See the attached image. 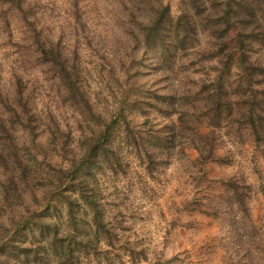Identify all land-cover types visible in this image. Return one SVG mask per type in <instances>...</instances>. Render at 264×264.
Returning a JSON list of instances; mask_svg holds the SVG:
<instances>
[{"label":"rangeland","instance_id":"rangeland-1","mask_svg":"<svg viewBox=\"0 0 264 264\" xmlns=\"http://www.w3.org/2000/svg\"><path fill=\"white\" fill-rule=\"evenodd\" d=\"M13 1L0 0V97L20 90L35 110V134H13L35 180L29 187L17 181L7 201L0 187V242L8 234L12 244L31 242L39 249L37 264H56L43 254L39 232L35 239L25 229L15 233L49 202L59 231L70 229L76 243L85 241L73 244V264H264V147L232 118L212 135L215 156L226 162L196 161L195 130L208 127L198 111L200 89L214 77L207 33L199 31V42L186 52L166 53L144 40L149 0H16L20 8ZM161 2L173 18L186 10L182 0ZM31 27L78 70L90 114L65 101L58 77L41 62ZM237 33H226L230 48ZM250 61L264 63V54L253 52ZM97 116L111 125L114 154L110 162L100 159L88 185L109 239L93 229L86 206L74 205L77 224L71 225L64 206L47 193L58 183L56 171L67 169L95 137ZM229 179L240 182L241 207L231 206L222 186Z\"/></svg>","mask_w":264,"mask_h":264},{"label":"trees","instance_id":"trees-1","mask_svg":"<svg viewBox=\"0 0 264 264\" xmlns=\"http://www.w3.org/2000/svg\"><path fill=\"white\" fill-rule=\"evenodd\" d=\"M15 1L13 4L20 8ZM149 2L153 6L147 23L142 27L147 46L162 48L166 53L179 54L193 48L199 42L197 34L199 31L206 32L213 40L212 49L206 60L215 62L211 67L214 77L208 78L200 89L198 110L208 127L206 133L195 130L198 135L197 144H193L197 152L196 161L200 165L209 161L226 162L215 156L216 143L212 135L215 130L221 129V124L232 121V118L237 120L239 128L241 125L244 126L258 146L264 147V63L256 64L250 61L251 53L259 51L264 54V0H182L186 10L175 18L169 14L168 7L163 5L161 0H149ZM27 24L30 26L28 22ZM230 28L238 30V42L234 48L227 45L226 33ZM31 30L41 62L49 65L53 75L58 77L65 101L69 105H74L76 111L83 107L90 114L88 100L78 86V70L70 65L58 50H54L46 40L42 39L41 35L40 39L34 27H31ZM233 53L238 54L235 60ZM165 98L170 99V97ZM0 104L2 108L0 179L4 178L2 182L0 180V187L4 200L7 201L13 197L12 191L17 181L29 187L35 180L28 178L30 163L18 156L13 134L17 129L27 131L31 135L35 134L36 117L28 98L20 90L10 99L0 97ZM97 120L101 123L96 127L95 137L85 142V148L75 159L69 161L67 169L56 171L58 183L47 193L51 199H57L64 206L66 221L71 225L77 224L74 205L86 206L91 214L90 223L93 229L97 234H104L107 236L105 238L109 239L111 231L104 223L97 205L98 201L88 185L89 178L93 177L100 168V159H107L110 162L114 154L109 140L111 125L100 121L99 116ZM180 124L183 129L184 121L180 120ZM147 156L151 157L149 154ZM16 174L19 177L17 179H15ZM80 174L84 176L80 178ZM222 186L231 195V206L244 205L240 182L229 179L223 182ZM74 196L76 198H73ZM51 208L55 207L45 202L42 209L28 216L20 227L17 226L15 233L25 229L23 233L26 236L29 233L30 239H35V232H39L42 238V241H39L40 247L45 250L43 254L52 255L56 264H73L71 260L74 252L77 253L73 244L83 246L85 241L76 243L77 238L70 229L59 231L52 220L56 218L57 213L52 215ZM11 236L8 234L10 239L6 237L0 242V264H8L10 259L16 260L13 264H33V260L34 263H39V249L36 246L33 248V243L15 245L10 242Z\"/></svg>","mask_w":264,"mask_h":264}]
</instances>
